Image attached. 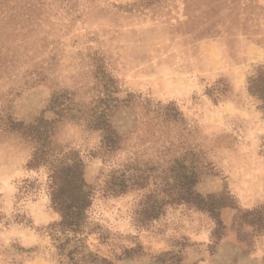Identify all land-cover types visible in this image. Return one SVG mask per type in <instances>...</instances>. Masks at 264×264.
Wrapping results in <instances>:
<instances>
[{"label":"rangeland","instance_id":"1","mask_svg":"<svg viewBox=\"0 0 264 264\" xmlns=\"http://www.w3.org/2000/svg\"><path fill=\"white\" fill-rule=\"evenodd\" d=\"M258 77L264 0H0V264H264Z\"/></svg>","mask_w":264,"mask_h":264},{"label":"trees","instance_id":"2","mask_svg":"<svg viewBox=\"0 0 264 264\" xmlns=\"http://www.w3.org/2000/svg\"><path fill=\"white\" fill-rule=\"evenodd\" d=\"M261 81H262V77L255 78L254 80L251 81L249 88L261 100V103H262L261 108L264 111V81H262V85L257 84L258 82H261ZM19 125L20 127H22L20 123ZM88 127L92 129H98L102 132L101 141L104 147L105 146L111 147L112 144H114L116 140H118V137L116 133L113 131L112 126L108 122V119L106 118L104 119V117L102 118V115L93 118L92 121H89ZM37 159H38L37 151H35L30 159V162L34 163ZM67 171L70 173V176L68 178V181L66 182V185L68 187H71L72 189L74 188L77 192H79V196H81V198L77 196V198L71 202V205H66V207H63L61 209V217H62L61 222L62 223L66 222V224H71V222L74 220V217L77 214L75 211L70 210V207L74 206L76 210L77 209L80 210L84 206H86V204L88 203V198H87L88 193L87 191H83L82 189V186L84 185V183L82 182V179H80L81 164L74 161V159H72V163L71 164L68 163V168L66 167V172ZM76 179L79 180V183H80L79 185L76 183ZM124 186L125 185L121 184L117 190L116 189H113V190L115 192H123L125 188ZM197 206H200L210 212L213 210L208 203H205L203 201V199H199L197 201Z\"/></svg>","mask_w":264,"mask_h":264},{"label":"clouds","instance_id":"3","mask_svg":"<svg viewBox=\"0 0 264 264\" xmlns=\"http://www.w3.org/2000/svg\"><path fill=\"white\" fill-rule=\"evenodd\" d=\"M49 98H50V97H49ZM49 98H48V99H49ZM32 119H33V118H32ZM32 119L29 120L27 123L24 122L25 125L27 126V125L31 124V123H32ZM4 130H5V129H0V131H4ZM6 130H7L11 135L15 136L16 139H17L19 142H22V143H24V144H30V143L33 142L32 139H31L29 136L24 135L21 131H18V130H12V129H10L9 127H8ZM221 253H222V252H221ZM64 255H65V258H66V260H67V253H65ZM127 260H132V258H131V259H127ZM215 261H220L221 264H226L225 261H222V260H221V254H220V253L217 254V257H216ZM67 264H71V261H70V260H67Z\"/></svg>","mask_w":264,"mask_h":264}]
</instances>
